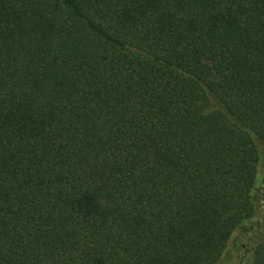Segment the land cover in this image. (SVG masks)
Returning a JSON list of instances; mask_svg holds the SVG:
<instances>
[{"label": "trees", "instance_id": "1", "mask_svg": "<svg viewBox=\"0 0 264 264\" xmlns=\"http://www.w3.org/2000/svg\"><path fill=\"white\" fill-rule=\"evenodd\" d=\"M0 264H264V0H0Z\"/></svg>", "mask_w": 264, "mask_h": 264}]
</instances>
